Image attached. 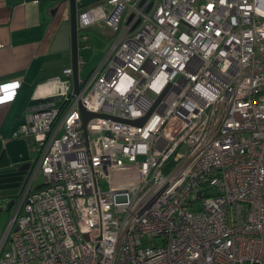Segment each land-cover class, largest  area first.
<instances>
[{
    "label": "built area",
    "instance_id": "1",
    "mask_svg": "<svg viewBox=\"0 0 264 264\" xmlns=\"http://www.w3.org/2000/svg\"><path fill=\"white\" fill-rule=\"evenodd\" d=\"M99 22L116 37L80 92L65 68L19 129L36 149L0 264H264V0L99 1L83 46Z\"/></svg>",
    "mask_w": 264,
    "mask_h": 264
},
{
    "label": "crops",
    "instance_id": "2",
    "mask_svg": "<svg viewBox=\"0 0 264 264\" xmlns=\"http://www.w3.org/2000/svg\"><path fill=\"white\" fill-rule=\"evenodd\" d=\"M99 1L103 0H76L78 14ZM97 24L106 26L99 22L90 28ZM78 40L82 41L79 31ZM82 59L86 62L79 56ZM72 63L70 0H0V83H20L15 98L0 103V169L11 165L6 146L20 138L27 113L42 99L57 95L64 86L59 77H65L63 70ZM26 141L31 157L34 139Z\"/></svg>",
    "mask_w": 264,
    "mask_h": 264
},
{
    "label": "water",
    "instance_id": "3",
    "mask_svg": "<svg viewBox=\"0 0 264 264\" xmlns=\"http://www.w3.org/2000/svg\"><path fill=\"white\" fill-rule=\"evenodd\" d=\"M71 1V32H72V68H73V78H74V90L76 93L80 92V81H79V40H78V12L76 6V0ZM161 97H159L160 99ZM57 97L42 99L41 102H46L49 100H55ZM158 99V100H159ZM81 106V112L83 120L86 123L92 116L98 115L92 111H89L84 106ZM143 118L134 121L137 124L143 122ZM7 149L11 154V165L0 169V189H4L0 193L1 198H10L7 202V210L9 211L14 204V194L21 187L22 182L25 179V175L30 166L28 161L30 158L29 149L27 146V141L25 138L13 139L7 144ZM13 148V149H12ZM18 188V189H17ZM2 209H0L1 211Z\"/></svg>",
    "mask_w": 264,
    "mask_h": 264
},
{
    "label": "rangeland",
    "instance_id": "4",
    "mask_svg": "<svg viewBox=\"0 0 264 264\" xmlns=\"http://www.w3.org/2000/svg\"><path fill=\"white\" fill-rule=\"evenodd\" d=\"M93 26V25H92ZM91 26V27H92ZM88 37H91V40L88 42L90 45L83 47L84 43L81 42V47L79 48V56L86 60V65L81 70V75L85 78L90 72L101 63L103 58L108 53L112 44L114 43L116 32L109 27L97 24L92 28L87 30ZM32 143V142H31ZM35 144H31V157L35 156ZM133 172V170L131 171ZM130 175V172H126L124 169H117L114 173V188H123L128 186L126 177ZM41 180V174L38 175L36 183H39ZM102 185L105 187L106 184L103 182ZM6 198L0 199V232L4 231L11 220L16 205L10 211L7 210Z\"/></svg>",
    "mask_w": 264,
    "mask_h": 264
},
{
    "label": "flooded vegetation",
    "instance_id": "5",
    "mask_svg": "<svg viewBox=\"0 0 264 264\" xmlns=\"http://www.w3.org/2000/svg\"><path fill=\"white\" fill-rule=\"evenodd\" d=\"M25 177H26V175H25ZM4 189H11V188H4ZM3 188L2 189H0V193L4 190ZM18 189V188H17ZM20 189V188H19ZM19 189L17 190V192H16V194H14V198H13V200H14V204H13V206H12V208L14 207V205H15V203H16V201H17V195H18V192H19ZM8 201L10 200V198H6ZM12 208L10 209V211L12 210Z\"/></svg>",
    "mask_w": 264,
    "mask_h": 264
},
{
    "label": "trees",
    "instance_id": "6",
    "mask_svg": "<svg viewBox=\"0 0 264 264\" xmlns=\"http://www.w3.org/2000/svg\"><path fill=\"white\" fill-rule=\"evenodd\" d=\"M79 47H81V41L79 40Z\"/></svg>",
    "mask_w": 264,
    "mask_h": 264
}]
</instances>
